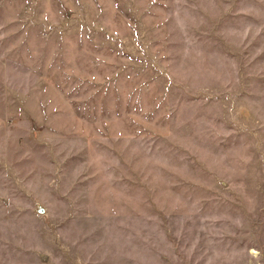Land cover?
Here are the masks:
<instances>
[{"label": "rangeland", "instance_id": "1", "mask_svg": "<svg viewBox=\"0 0 264 264\" xmlns=\"http://www.w3.org/2000/svg\"><path fill=\"white\" fill-rule=\"evenodd\" d=\"M0 264H264V0H0Z\"/></svg>", "mask_w": 264, "mask_h": 264}]
</instances>
